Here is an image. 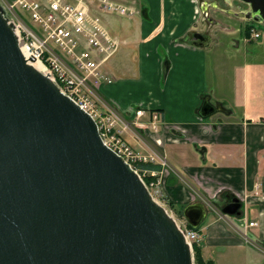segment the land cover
Instances as JSON below:
<instances>
[{
	"label": "water",
	"instance_id": "obj_1",
	"mask_svg": "<svg viewBox=\"0 0 264 264\" xmlns=\"http://www.w3.org/2000/svg\"><path fill=\"white\" fill-rule=\"evenodd\" d=\"M240 1L264 21V0ZM34 61L0 4V264H195L170 212ZM215 111L206 99L200 114ZM241 208L232 197L222 212ZM206 215L202 203L184 210L193 228Z\"/></svg>",
	"mask_w": 264,
	"mask_h": 264
},
{
	"label": "crops",
	"instance_id": "obj_2",
	"mask_svg": "<svg viewBox=\"0 0 264 264\" xmlns=\"http://www.w3.org/2000/svg\"><path fill=\"white\" fill-rule=\"evenodd\" d=\"M114 1L137 13L95 12L120 44L104 62L113 83L102 85V97L121 111L158 112L159 129L151 133L175 171L218 208L228 193L236 195L245 212L257 213L260 220L250 221L258 226L248 230L261 226L257 235L264 242V33L255 39L241 27H227L237 21L232 16L225 24L201 26L192 0ZM195 34L210 42L191 45ZM206 99L216 111L204 118ZM175 175L163 170L162 189L184 209L192 204L191 187L175 182ZM214 225L211 237L202 234L205 245L210 239L215 246L233 243L230 231Z\"/></svg>",
	"mask_w": 264,
	"mask_h": 264
},
{
	"label": "built area",
	"instance_id": "obj_3",
	"mask_svg": "<svg viewBox=\"0 0 264 264\" xmlns=\"http://www.w3.org/2000/svg\"><path fill=\"white\" fill-rule=\"evenodd\" d=\"M10 22L14 24L22 50L30 57L43 63L45 73L59 86L61 91L70 97L96 121L101 138L106 146L127 163L145 180V170L140 163L163 165L162 170L169 168V163L156 148L150 154L136 152L121 138L126 131H134V124L146 128L148 124L140 122L146 116L144 109L135 110V122L128 121L109 103H104V123L96 114L92 97L99 98L98 90L104 81L112 80L102 73L103 63L119 48V43L104 27L102 14L132 16L135 11L113 0H0ZM20 11L29 14L40 31L31 28L22 18ZM258 38L260 35L255 34ZM82 46H85L82 48ZM160 115H151L150 126L155 133L159 129ZM110 137V139H109ZM160 144L159 141H157ZM165 167V168H164ZM158 176L156 171H150ZM148 189H152L147 185ZM156 192L154 199L160 202L159 184H153ZM245 227H254L256 222L241 219ZM187 242L193 245L200 241V234L189 229L185 223L177 221ZM249 239L246 233L243 234Z\"/></svg>",
	"mask_w": 264,
	"mask_h": 264
},
{
	"label": "rangeland",
	"instance_id": "obj_4",
	"mask_svg": "<svg viewBox=\"0 0 264 264\" xmlns=\"http://www.w3.org/2000/svg\"><path fill=\"white\" fill-rule=\"evenodd\" d=\"M209 1H215L218 4H223V0H192V3L195 7V13L197 14L198 17V23L199 25L202 26V22H201V9H200V5L202 4V2L204 3H208ZM217 13H219V11H216L214 9H209V15L211 18L214 19H218V24H225V19L228 16H217ZM22 17H24V20L27 22V24L32 27L33 29H35L36 31H38V29H40L38 27V25L32 20L30 19L27 14L25 13H21ZM232 22H227V27H235V24L233 25ZM233 26H232V25ZM261 32L264 33V27L261 28ZM42 64V63H41ZM43 65V64H42ZM44 66V65H43ZM43 71L45 72V68L43 69ZM161 86H163V84L161 83ZM101 90V89H100ZM136 90H138L136 88ZM100 96H101V92H100ZM92 102L94 103V105L96 106V114L99 117L100 120H103L102 122L104 123L105 119H106V115L105 113V106L102 105L105 102L111 104L118 113H120L122 115L123 118H125L128 121H133L135 122L133 116H131V113L125 112V111H121L119 109V107L117 105H115V103L111 100H107L105 98H103L102 96L99 98H95L92 97ZM150 118H148L147 116H145L143 119L140 120V122L148 124L147 127L145 128H141L137 125L134 124V131L129 130L126 131L125 133H123L121 135L122 140L127 144L130 145L131 148H133L136 152H140L143 154H150L152 147H156L157 144L155 142V138L154 134L152 135L151 132L152 129L149 128V124H150ZM149 131H148V129ZM153 136V137H151ZM110 139V137H109ZM163 152V150L161 151ZM164 153V152H163ZM162 153V154H163ZM164 155V154H163ZM167 158V157H166ZM167 160L169 161V170H174V173L179 175L180 178L175 175V182L177 183H181L184 185H187L189 187H191V198H192V204L196 203V202H200V203H204V205L207 208L208 214L206 216V218L203 221V225L205 226V229L203 228L201 235H204V238H206L207 235H209V233H211L209 236L211 237L214 234V224H219L222 226L223 229H226L228 232L230 231L231 235H233L235 237L234 240H232L233 243L228 244V245H217L215 246V243L212 239H210L208 241V243H206L205 245V239L203 238V236L201 237V241H203V245L200 242V244L203 246L205 252V258L207 259H212L214 260V262L216 264H263L264 263V242L260 243L259 239H258V235L257 232L261 229V226L251 229V230H247L246 234L247 237L250 239H245L244 236H242V232H245V226L242 225V222H240L238 220L237 217H232V216H227L224 217L223 219L220 218L219 215H222V213L218 212V209L221 211V207L216 209H212V207L209 205V202L206 201V199L204 198V195L201 194L200 191H198L196 188H194L192 185H190V183L187 181V179L183 178L182 175H180L177 171H175L176 169H174L173 165L170 164V160L167 158ZM142 165H151V166H157L156 164H148V163H140V168H142L143 170H145V182L146 184L151 187L152 189H150V191L152 193H155L156 190L154 187H152L153 184H159V191L162 193V197H159L160 203H162L163 206H165L167 208V210L170 212V214H172L176 220L183 222L184 219L181 217L184 212V209L188 206H186L184 209L183 207H181L179 204L176 203H172L168 198L167 195L164 193L163 191V182L160 180L161 175L163 174V165L160 164L159 170H155L158 174V176H154L152 175V173L146 169L143 168ZM165 168V167H164ZM204 181V180H203ZM217 189L214 188L212 191L214 192ZM225 190V189H224ZM222 190V191H224ZM221 191V192H222ZM220 192V193H221ZM215 199L219 200L220 197H215ZM213 210V211H212ZM217 210V212L215 211ZM243 211L245 212V210L243 209ZM217 213V214H216ZM246 213V212H245ZM248 213V222L250 221L249 219H256L257 221H259V217L257 216V213ZM245 218V215H244ZM209 225V228H208ZM212 226V227H210ZM208 228V229H206ZM222 229V231H223ZM242 234V235H241ZM241 244V245H240Z\"/></svg>",
	"mask_w": 264,
	"mask_h": 264
},
{
	"label": "flooded vegetation",
	"instance_id": "obj_5",
	"mask_svg": "<svg viewBox=\"0 0 264 264\" xmlns=\"http://www.w3.org/2000/svg\"><path fill=\"white\" fill-rule=\"evenodd\" d=\"M203 6L206 8V11L201 16V22L202 24H207V27L209 28L218 22V19H211L209 15L210 8L219 11L217 16H232L237 19V21L232 22V24H235V27H241L251 37L254 36L259 30L261 31V28L264 27V21H256L252 18H248V15H251L250 6L240 0H223V4L221 5L215 1H209L208 4H204ZM231 199L232 197L228 195L226 198V204L224 206L229 204Z\"/></svg>",
	"mask_w": 264,
	"mask_h": 264
},
{
	"label": "trees",
	"instance_id": "obj_6",
	"mask_svg": "<svg viewBox=\"0 0 264 264\" xmlns=\"http://www.w3.org/2000/svg\"><path fill=\"white\" fill-rule=\"evenodd\" d=\"M143 168H146L148 170H159V167L157 166H151V165H142ZM182 218L184 219V214H181ZM189 228L201 231L200 228H193L190 225H188ZM194 256H195V264H216L214 260L205 258L203 247L199 244H196L194 246Z\"/></svg>",
	"mask_w": 264,
	"mask_h": 264
},
{
	"label": "bare ground",
	"instance_id": "obj_7",
	"mask_svg": "<svg viewBox=\"0 0 264 264\" xmlns=\"http://www.w3.org/2000/svg\"><path fill=\"white\" fill-rule=\"evenodd\" d=\"M25 56L27 58H30V54L26 51V50H23ZM36 69H38L39 71H43L44 69V66L41 64L40 61L36 60L34 62L31 63Z\"/></svg>",
	"mask_w": 264,
	"mask_h": 264
}]
</instances>
